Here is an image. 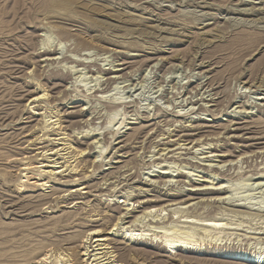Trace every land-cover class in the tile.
<instances>
[{
	"label": "rangeland",
	"instance_id": "obj_1",
	"mask_svg": "<svg viewBox=\"0 0 264 264\" xmlns=\"http://www.w3.org/2000/svg\"><path fill=\"white\" fill-rule=\"evenodd\" d=\"M92 228L116 264L264 251V0H0V264L78 262Z\"/></svg>",
	"mask_w": 264,
	"mask_h": 264
},
{
	"label": "bare ground",
	"instance_id": "obj_2",
	"mask_svg": "<svg viewBox=\"0 0 264 264\" xmlns=\"http://www.w3.org/2000/svg\"><path fill=\"white\" fill-rule=\"evenodd\" d=\"M44 52H45V50H44ZM45 54H47V53H45ZM50 60H52V58H50ZM45 95H46V93L44 92V90H41V93L39 95H35L33 98L32 97L31 98H32V101L35 102V101H38L39 99H42V97L45 96ZM42 117L49 119L52 116H50V115H43ZM48 119H45L44 120V122L46 123L44 125V127H47L50 124L52 126L55 125V124H57V122H54L53 120H50L48 122ZM67 145H68L67 147H71L72 146V145H70V143L67 144ZM80 152H82V151L81 150L78 151V153H80ZM48 158H49V156H48ZM49 162L50 163H47V164H44V165H41V166H37V167H42V166L49 167L50 169H46L45 172H47L50 175L62 171V170H58L57 171V168H61L64 164L63 165H60V166H56L57 165L56 164L57 162L55 161V159L49 160ZM67 167H68V165H67ZM32 168H33L32 163L31 162H27L26 165H25V167L23 169L28 170V169H32ZM72 169H76V168H71V170ZM44 170L45 169L40 170V171L42 172ZM54 170H56V171H54ZM26 174L24 175V177H26V178H25V180H23V182L24 181H28L31 178L32 179L34 178L33 176H27ZM29 175H32V174H29ZM40 175H41V173H38V177H36L35 180H33L30 183H32V184H34L36 186H44V185H46V182L48 180H46V181H39L40 180ZM81 188H83V187H81ZM81 188H78L76 190H79ZM215 191L216 192H219V189H217V190L215 189ZM181 217H185V219L182 220L183 222H187L188 224H190V226H191L190 227V230H191V228H194L195 226H200L201 230L204 231V232L211 231V230H218L217 232H222L224 230H231V229H236L237 228V227L236 228L233 227L231 225L232 223L223 221V219L216 218V217L200 218V216L199 215L197 216L194 212L193 213H190V214H186V213L184 215L182 214ZM192 226H194V227H192ZM110 230H113V228H111ZM133 230H136V229H132L131 230V233H130L131 236L136 235V237H137L138 235H143L142 232H138V233L133 232L132 233ZM174 231H176V230H174ZM187 231L186 230L185 231H180L179 233H181V235H179V233H178V235L177 234L176 235L174 234V236H172L170 234H166V235L164 234V236H163V241H165V243L163 245L164 248L166 250H168V252H169V249H167L166 247H169V248L180 247V248H185V249H193V248H195V245L197 244V240L190 239V238H192L193 233L187 232ZM99 233H100L99 229L92 228V229L88 230L83 235V239L81 241V244H79V247H80V250H79L80 257H79V261L78 262L73 261V259H75V258H71L70 257L71 254L69 255V254L65 253L64 251H61L59 253L57 252V255L53 256V258L55 260L52 261V259H50V258H51V256L53 254L50 253V250H47V251L41 253L40 255H38V257H37L38 259L36 260L35 264H106V263L107 264H116L115 261L112 262L113 260H109V258L111 256L110 253L112 251H107V250L104 251V249H107L108 247H107V244L103 242V241H105V238H103ZM109 233L110 232L108 231L107 234H109ZM246 233H250V234H253V235L254 234H258V235L259 234H264V232H261V231H252V232H249L248 231ZM157 234L155 235V237L157 236ZM182 234H184V235H182ZM190 234H192V235H190ZM159 237H162V236H159ZM127 239H129V237H127ZM132 239H137V238H132ZM138 239H142V238L139 237ZM91 246H93L94 248L89 249ZM228 257L229 258H233V259H238V260H241V261L250 263V264H264V251L263 252H260L257 255H253V256L252 255H248V256H236L235 254H232V255H230ZM105 259H108V260L106 262H102Z\"/></svg>",
	"mask_w": 264,
	"mask_h": 264
}]
</instances>
